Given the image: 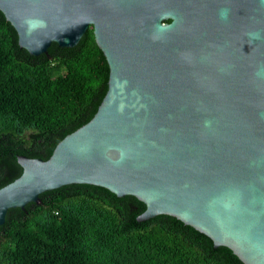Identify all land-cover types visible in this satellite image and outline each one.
<instances>
[{
  "label": "water",
  "instance_id": "1",
  "mask_svg": "<svg viewBox=\"0 0 264 264\" xmlns=\"http://www.w3.org/2000/svg\"><path fill=\"white\" fill-rule=\"evenodd\" d=\"M34 56L90 28L109 67L96 115L51 158L18 157L11 209L73 184L146 204L264 264V0H0ZM171 20V22H168Z\"/></svg>",
  "mask_w": 264,
  "mask_h": 264
},
{
  "label": "trees",
  "instance_id": "2",
  "mask_svg": "<svg viewBox=\"0 0 264 264\" xmlns=\"http://www.w3.org/2000/svg\"><path fill=\"white\" fill-rule=\"evenodd\" d=\"M109 77L93 28L76 47L53 43L34 56L0 11V189L22 175L20 155L49 160L93 119ZM40 199L9 211L0 228V264H245L175 217L140 221L147 206L135 196L73 184Z\"/></svg>",
  "mask_w": 264,
  "mask_h": 264
},
{
  "label": "rangeland",
  "instance_id": "3",
  "mask_svg": "<svg viewBox=\"0 0 264 264\" xmlns=\"http://www.w3.org/2000/svg\"><path fill=\"white\" fill-rule=\"evenodd\" d=\"M34 133L33 130H29V131H26V133L24 134V138L27 140V141H30L31 139V135Z\"/></svg>",
  "mask_w": 264,
  "mask_h": 264
}]
</instances>
